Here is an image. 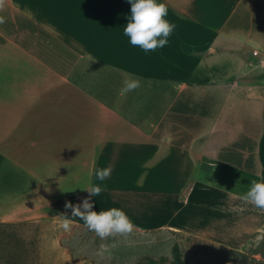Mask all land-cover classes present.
Listing matches in <instances>:
<instances>
[{
	"label": "crops",
	"instance_id": "0c3cea01",
	"mask_svg": "<svg viewBox=\"0 0 264 264\" xmlns=\"http://www.w3.org/2000/svg\"><path fill=\"white\" fill-rule=\"evenodd\" d=\"M163 2L176 27L145 53L123 34L128 0H0V225H61L102 183L96 210L139 230L264 239L241 199L264 180V0Z\"/></svg>",
	"mask_w": 264,
	"mask_h": 264
},
{
	"label": "rangeland",
	"instance_id": "374dc122",
	"mask_svg": "<svg viewBox=\"0 0 264 264\" xmlns=\"http://www.w3.org/2000/svg\"><path fill=\"white\" fill-rule=\"evenodd\" d=\"M174 246L190 264L264 262V239L231 251L171 230L134 227L127 236L101 240L88 229L66 232L57 223L0 225V264H173Z\"/></svg>",
	"mask_w": 264,
	"mask_h": 264
},
{
	"label": "clouds",
	"instance_id": "9594fccd",
	"mask_svg": "<svg viewBox=\"0 0 264 264\" xmlns=\"http://www.w3.org/2000/svg\"><path fill=\"white\" fill-rule=\"evenodd\" d=\"M131 4L130 15L123 34L133 46H138L148 53L157 48H163L168 43L169 36L176 25L168 20V7L163 0H128ZM140 80L126 79L122 91L127 93L140 87ZM111 167L97 168L94 172L97 181H105L111 174ZM88 196L79 204L71 202L65 204L70 209V215L65 214L60 227L64 231H71V217H78L87 229L94 232L101 240L110 236H127L134 230V224L128 214L118 207L96 210L92 197H97L104 191L102 183L93 184L85 188ZM241 199L254 207L264 210V180H253L251 186ZM103 247V246H102Z\"/></svg>",
	"mask_w": 264,
	"mask_h": 264
},
{
	"label": "trees",
	"instance_id": "16d2710c",
	"mask_svg": "<svg viewBox=\"0 0 264 264\" xmlns=\"http://www.w3.org/2000/svg\"><path fill=\"white\" fill-rule=\"evenodd\" d=\"M174 261L173 264H190L187 260L182 259L179 246H174L173 248ZM252 264H264L262 261H254Z\"/></svg>",
	"mask_w": 264,
	"mask_h": 264
},
{
	"label": "built area",
	"instance_id": "2783aa9c",
	"mask_svg": "<svg viewBox=\"0 0 264 264\" xmlns=\"http://www.w3.org/2000/svg\"><path fill=\"white\" fill-rule=\"evenodd\" d=\"M253 55L257 56L258 54H257V52H254V54H253ZM263 60H264V58H263Z\"/></svg>",
	"mask_w": 264,
	"mask_h": 264
}]
</instances>
